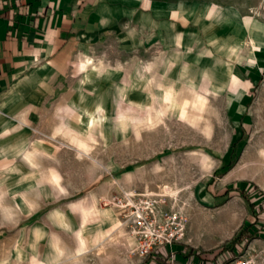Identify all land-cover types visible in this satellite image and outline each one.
I'll return each mask as SVG.
<instances>
[{"label":"rangeland","instance_id":"rangeland-1","mask_svg":"<svg viewBox=\"0 0 264 264\" xmlns=\"http://www.w3.org/2000/svg\"><path fill=\"white\" fill-rule=\"evenodd\" d=\"M199 13L181 16L176 29L159 26L164 17L156 13L123 15L64 64L0 81V264H30L34 256L47 264H160L159 251H132L135 239L117 202L130 189L163 193L162 210H179L185 233L171 246L177 259L213 264L244 253L264 264V65L252 88V117L241 128L229 104L240 89L231 82L237 66L252 59L241 55L242 44H251L227 39L235 13ZM169 87L174 96L166 108ZM196 92L205 96L202 110L190 102L187 112L210 130L180 115L181 101ZM247 150L244 173L224 180ZM202 154L214 164L210 171ZM208 189L226 203L203 207ZM231 206L239 222L210 241L218 236L210 222ZM116 217L118 227L95 237ZM255 220L259 234L233 250L239 227ZM78 232L87 242L79 253ZM169 247L159 253L165 261Z\"/></svg>","mask_w":264,"mask_h":264},{"label":"crops","instance_id":"crops-1","mask_svg":"<svg viewBox=\"0 0 264 264\" xmlns=\"http://www.w3.org/2000/svg\"><path fill=\"white\" fill-rule=\"evenodd\" d=\"M203 10L211 16L231 17L235 13L238 20L231 22L232 32L227 39L251 44V50L242 44L241 55L251 54L252 59L244 67L237 66L231 82V87L240 89L229 103L232 117L242 128L241 122L252 117V88L262 77L264 0H0V81L26 70L64 64L77 48H84L104 28L118 24L123 15L141 14L146 18L156 13L164 17L159 19V26L176 29L179 26L174 24L179 25L181 16L199 18ZM166 14L173 15L171 23ZM211 192L208 189L201 196L203 207L226 203ZM193 257H189L190 261Z\"/></svg>","mask_w":264,"mask_h":264},{"label":"built area","instance_id":"built-area-1","mask_svg":"<svg viewBox=\"0 0 264 264\" xmlns=\"http://www.w3.org/2000/svg\"><path fill=\"white\" fill-rule=\"evenodd\" d=\"M163 196V193L150 194L130 189L124 191L117 201L123 218L130 223L129 231L135 239L132 251L138 254L161 253L165 247H171L184 236L185 223L181 213L173 207L162 210ZM169 250L165 264H193L177 259L173 248ZM213 264H257V261L252 255L241 253Z\"/></svg>","mask_w":264,"mask_h":264},{"label":"bare ground","instance_id":"bare-ground-1","mask_svg":"<svg viewBox=\"0 0 264 264\" xmlns=\"http://www.w3.org/2000/svg\"><path fill=\"white\" fill-rule=\"evenodd\" d=\"M247 19V18H246ZM249 19V18H248ZM245 21V20H244ZM255 48V47H254ZM243 51V50H242ZM244 52V51H243ZM76 69H78L76 67ZM66 71V70H65ZM62 73V72H61ZM241 78V77H240ZM159 85H161L160 82H158ZM172 87H169V88H166L165 90H163V94H164V101L167 100L168 104L166 103V108L170 105V101L172 100L173 98V94H172ZM186 95V94H185ZM156 99V98H155ZM154 100V99H152ZM192 103V107L195 108V109H200L202 110V107L205 103V96L204 94L202 93H199V92H196V95H195V98L190 101L188 98H184L182 101H181V104L178 106V109L180 111V115L183 116V117H189L190 119V122L192 124H195V125H199V127H203L204 129H209L210 130V127H209V124H200V115L197 114V115H189L188 112H187V109H186V106L188 103ZM139 103H142L141 101H139ZM176 107V106H175ZM164 107L161 106L160 104V108L158 110H161V113L162 114H166L165 111H164ZM147 110H150V108H148ZM208 110V109H207ZM151 111V110H150ZM204 111V110H203ZM60 116V115H59ZM208 118V117H206ZM148 121L150 122V124H154V117L152 115V112L149 113L148 117H147ZM208 121V120H207ZM144 125V124H143ZM263 125V124H262ZM137 126V125H136ZM153 126V125H152ZM151 126V127H152ZM138 127V126H137ZM143 130V129H142ZM198 130V129H196ZM60 132V131H59ZM42 133V132H41ZM151 134V133H150ZM55 135V134H54ZM57 135V133H56ZM48 136V135H47ZM151 137V136H150ZM145 138V137H144ZM52 139V138H51ZM152 139V138H151ZM91 141V140H90ZM138 141V140H137ZM143 141V139H142ZM141 142V141H140ZM141 144V143H140ZM144 144V142H143ZM139 146V145H137ZM153 147V145H152ZM147 149V147H146ZM145 149V150H146ZM158 149V148H157ZM129 150V148H128ZM144 150V149H142ZM58 152V151H57ZM150 152V151H149ZM246 153H244V156L242 157L240 163L237 165V167L235 168V170L229 174V176H227L224 180L228 179L230 176H233V175H239L244 173V170H245V166H247V164L249 163L250 161V155H249V150L245 151ZM59 153V152H58ZM137 153V152H136ZM142 153V152H141ZM144 153V152H143ZM145 154V153H144ZM146 156V155H144ZM202 160L204 161V164H205V167L207 168V170L210 171V169L213 167V162L210 160L209 156L208 155H204L202 154ZM41 161V160H40ZM43 161V160H42ZM61 167V166H60ZM51 174H53V177L57 180H59V174L57 173L56 169L54 168H51ZM63 186V185H62ZM15 203V202H14ZM15 205V204H14ZM107 210H110L109 208L107 209H104V211H107ZM12 214H15V213H12ZM18 214V213H17ZM16 215V214H15ZM14 215V216H15ZM239 212L236 210L235 207H230L228 209H226L225 211L223 212H220L219 214H217L215 216V219H213V222H210V227L212 230H215V229H218L217 232H218V236L216 238H213L212 240L210 241H215L219 238H222L228 234H230L231 232V229L239 222ZM15 223V222H14ZM120 224V219L116 217V220L113 221V223L107 227L106 229L105 228H102L101 226L97 229V232H96V235L95 237H105V236H108V233L111 232V230H113L114 228L118 227ZM78 245H77V249L76 251L81 252L82 250H84L86 247H87V242L85 240V238L83 237V235H81V233L78 232ZM195 242V241H194ZM88 250V249H87ZM54 255V256H53ZM53 256V259H57L58 257V253H53L52 254ZM51 256V257H52ZM78 261V260H77ZM30 264H47L46 261L44 260H41L39 259L38 257L34 256L32 257L31 259V262ZM78 264V263H77Z\"/></svg>","mask_w":264,"mask_h":264},{"label":"trees","instance_id":"trees-1","mask_svg":"<svg viewBox=\"0 0 264 264\" xmlns=\"http://www.w3.org/2000/svg\"><path fill=\"white\" fill-rule=\"evenodd\" d=\"M233 163V160H230L229 163L225 166H223V170H225L227 167H229V165H231ZM241 194L247 198V200H249L248 198V194L244 189H241ZM250 201V205L254 204V201L249 200ZM257 222V220H255L254 222H251L249 224L246 225H241L238 229V231L236 232V234L234 235V237L231 239V244L230 247H232L233 250L236 249V244L235 243H240V242H244L247 241L248 239L257 236L259 234V231L257 229L252 230V227L255 225V223ZM245 244V242H244ZM242 244V246L244 245ZM225 246L223 247L222 250H225ZM157 260L160 264H164L165 263V256L162 254L157 255Z\"/></svg>","mask_w":264,"mask_h":264}]
</instances>
